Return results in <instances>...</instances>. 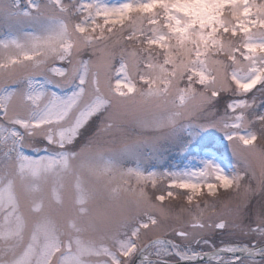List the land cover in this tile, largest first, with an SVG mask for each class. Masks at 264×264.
Returning <instances> with one entry per match:
<instances>
[{
	"label": "snow or ice",
	"instance_id": "obj_1",
	"mask_svg": "<svg viewBox=\"0 0 264 264\" xmlns=\"http://www.w3.org/2000/svg\"><path fill=\"white\" fill-rule=\"evenodd\" d=\"M261 106L264 0H0V264H264Z\"/></svg>",
	"mask_w": 264,
	"mask_h": 264
},
{
	"label": "rangeland",
	"instance_id": "obj_2",
	"mask_svg": "<svg viewBox=\"0 0 264 264\" xmlns=\"http://www.w3.org/2000/svg\"><path fill=\"white\" fill-rule=\"evenodd\" d=\"M114 2V0H113ZM21 5L23 6L24 4V0H20ZM84 58H87V54H85ZM116 64L118 66V59L116 61ZM224 101H221V105H223ZM258 105H259V100L257 101ZM257 111H264V106L258 107ZM91 133V129H88L84 132V136L85 138L90 135ZM220 134H217V136H219ZM216 146L220 149L221 153L223 154V158L225 160V162H227L228 160L231 159V155H230V151L227 149L226 147V141H223L222 138L221 139H217L215 141ZM36 149L41 150L39 152L40 155H43V151L42 149L45 147L44 143H39L37 142L35 144ZM26 151H28V153L30 155H36L37 153L34 151H31L29 149H26ZM187 162L186 157L181 154L180 152H178L175 148L170 149L169 151L165 152L163 154V158L160 159L158 162H156V168L157 170H163L169 167H173V166H180L182 167L185 163ZM131 166V165H130ZM156 194H159V192H157ZM220 200H221V204L218 205V210L220 208L223 207H228V208H235V201H234V194L231 192H227L224 193L223 195L220 196ZM264 201V195L260 194V193H256L255 195L252 196V206H255L257 204V202H261ZM166 204L168 203H172V204H178V203H182V201L177 202V201H165ZM251 207V206H250ZM220 235H217V243H219L220 240ZM224 239H229L230 237L228 236L227 233L224 234L223 236Z\"/></svg>",
	"mask_w": 264,
	"mask_h": 264
}]
</instances>
